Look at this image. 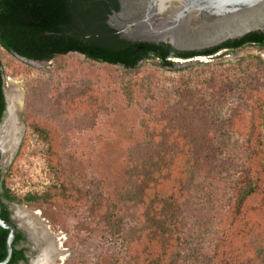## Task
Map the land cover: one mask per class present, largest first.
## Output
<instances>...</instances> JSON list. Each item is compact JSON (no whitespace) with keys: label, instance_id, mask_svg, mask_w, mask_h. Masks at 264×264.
I'll return each instance as SVG.
<instances>
[{"label":"trees","instance_id":"16d2710c","mask_svg":"<svg viewBox=\"0 0 264 264\" xmlns=\"http://www.w3.org/2000/svg\"><path fill=\"white\" fill-rule=\"evenodd\" d=\"M107 12L109 4L104 0H0V120L5 107V65L12 77L31 69L13 53L44 62L79 57L119 67L131 76L141 62L150 59L171 69L175 59L213 56L244 46L264 47V32L249 33L203 52H177L165 44L126 42L102 25ZM187 80L182 77L179 81L173 103L143 122L144 138L129 150L124 184L114 199L100 180L76 186L61 170L58 117L72 115L90 123L105 110L101 91L87 86L77 90L70 85L56 96L49 94L48 86L37 85L27 91L30 103L24 105L21 117L48 145L46 161L57 181L42 193L20 198L8 188L0 171V217L9 221L2 199L27 206H59L74 213L79 231L87 230L90 220L120 240L121 250L111 245L100 249L96 264H185L181 236L187 218L195 211L192 186L200 176L211 180L221 171H233L231 193L209 264H264V154L259 137L264 98L254 99L249 110L234 108L227 120L243 139V159L233 164L222 157L216 142L222 126L204 108L202 92L183 82ZM226 80L222 72L211 70L205 84L211 92L222 95ZM124 81L122 91L127 100L132 101L135 95V99L152 98L146 82H132L131 78ZM253 92L264 95L260 90ZM247 98L243 101L248 103ZM7 233L0 228V261L6 255ZM21 238L20 233L15 234L8 264L24 260V250L15 248Z\"/></svg>","mask_w":264,"mask_h":264},{"label":"rangeland","instance_id":"374dc122","mask_svg":"<svg viewBox=\"0 0 264 264\" xmlns=\"http://www.w3.org/2000/svg\"><path fill=\"white\" fill-rule=\"evenodd\" d=\"M172 62L173 68L168 69L156 59L143 61L131 74L132 77L119 67L92 63L79 57H56L41 67L31 66L30 70L16 77L10 75L5 65L4 89L8 91L7 79L10 78L18 83L23 93V106L17 108L16 113L19 123L24 126L20 145L3 170V179L7 180L8 188L22 198L28 193H42L57 181L56 174L46 161L48 145L25 125L21 117L24 105L27 107L30 103L26 93L37 85L48 86L51 96H56L67 85L77 90L87 86L93 91H101L99 95L105 110H101L90 123L81 122L72 115L59 116L56 122L62 140L61 170L76 186L100 180L114 199L116 191L121 190L124 184L129 150L144 138L143 122L159 115L175 101V90L182 77H188L189 80L183 82L202 92L204 108L216 124L222 126L216 136L222 157L237 164L244 156L243 139L227 125V120L234 108L249 110L253 107L254 99L264 98V95L253 92H264V47L244 46L234 51L221 50L206 61L193 58L175 59ZM211 70H219L227 78L222 95L206 87L205 80ZM129 78L132 82H146L152 98L135 99V95L132 101L127 100L122 88L126 84L124 80ZM243 97H248L249 102L243 101ZM259 132L264 154V118L259 125ZM233 175V171H221L218 177L211 180L200 176L192 186V208L195 211L187 218L181 236L185 264H209L225 203L231 193ZM10 205H15L17 208L14 211H19L26 218L27 212H38L37 218L43 223V228L39 226L38 232L33 228L35 234L41 235L45 227L55 236L61 237L54 240L55 244L61 242L66 259L62 262L57 260L55 264H96L100 249L109 245L119 251L122 248L118 238L107 234L90 220H86L89 223L87 230L79 231L77 217L71 210L14 202ZM15 215L17 217L16 212ZM130 221L133 223L134 220Z\"/></svg>","mask_w":264,"mask_h":264},{"label":"water","instance_id":"95a60500","mask_svg":"<svg viewBox=\"0 0 264 264\" xmlns=\"http://www.w3.org/2000/svg\"><path fill=\"white\" fill-rule=\"evenodd\" d=\"M117 1L118 10L108 15L106 25L119 40L126 42L165 44L177 52H200L227 41L238 40L249 33L264 32V0ZM13 54L18 60L30 66L41 67L46 63ZM3 94L5 107L0 120L2 171L16 153L24 129L23 123L18 121L16 109L11 107L4 87ZM21 106H23V97ZM9 121L12 127L16 128V132L10 141L12 147L6 152V143H1V138L2 130L8 127ZM12 207L17 208L15 205ZM26 215L31 218L29 221L34 226H43L37 218V213L28 212ZM17 225L19 229L25 230L19 223ZM0 228L8 231L5 239L6 255L0 264H8L12 255L16 227L0 217ZM32 257L31 255L29 264Z\"/></svg>","mask_w":264,"mask_h":264},{"label":"bare ground","instance_id":"6f19581e","mask_svg":"<svg viewBox=\"0 0 264 264\" xmlns=\"http://www.w3.org/2000/svg\"><path fill=\"white\" fill-rule=\"evenodd\" d=\"M7 95L9 97V102L11 103V107L15 108H21L22 103V97L23 93L18 87V83L8 78L7 79ZM11 119V118H10ZM7 128H4L2 130V138L1 143L5 142V151L8 152L12 145H11V139H13V134L16 132V128L12 127L11 121L8 122ZM10 142V143H9ZM21 211V210H20ZM17 214V217L19 218L20 225L23 227L28 234L30 235V238L32 240L33 248L32 250L35 252V258L32 257L31 264H55V261H64L66 259V251L62 248L61 242L55 244L54 238H57L58 240L61 239L60 236H55L53 233L49 232L45 227L43 233L41 235L35 234L34 232V226L30 223L29 219L26 218L25 215L19 213V211H15ZM26 213V212H23ZM28 213V212H27ZM38 213V212H37ZM28 219V220H26ZM31 219V218H30ZM43 228V226H42ZM33 253V252H32Z\"/></svg>","mask_w":264,"mask_h":264},{"label":"flooded vegetation","instance_id":"af4514ba","mask_svg":"<svg viewBox=\"0 0 264 264\" xmlns=\"http://www.w3.org/2000/svg\"><path fill=\"white\" fill-rule=\"evenodd\" d=\"M104 1H106L109 4V12H107V14L105 15V18L103 20L102 25L105 28H108V26L106 25L107 17H108V15H110L112 13V11H117L119 5H118L117 0H112V2H108L107 0H104ZM231 41H234V40H231ZM200 52H203V51H200ZM0 160H1V156H0ZM0 171L2 172V177H3V171H2L1 163H0ZM1 201H2V204L4 205L5 209L8 212V219H9L8 222L12 223L16 227V233H20L22 236V238L17 241V245L15 246V248L24 250L23 251L24 260L23 261L20 260L16 263H13V264H29V259H30L31 255L32 256L35 255V252L32 250L33 244L31 243L32 240L29 237L30 235L25 230L18 228V225H17L18 219L15 215L14 208L12 207V205H10L11 202L4 200V199H2ZM34 229H35V231L38 232L40 227L37 225V226H34Z\"/></svg>","mask_w":264,"mask_h":264},{"label":"built area","instance_id":"2783aa9c","mask_svg":"<svg viewBox=\"0 0 264 264\" xmlns=\"http://www.w3.org/2000/svg\"><path fill=\"white\" fill-rule=\"evenodd\" d=\"M212 56H203V57H198V58H194V59H199L201 61H206L208 59H210Z\"/></svg>","mask_w":264,"mask_h":264}]
</instances>
